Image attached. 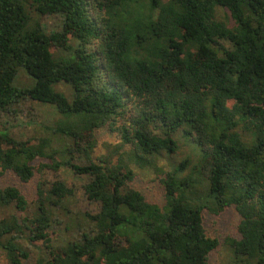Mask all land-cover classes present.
Here are the masks:
<instances>
[{"label":"trees","instance_id":"obj_1","mask_svg":"<svg viewBox=\"0 0 264 264\" xmlns=\"http://www.w3.org/2000/svg\"><path fill=\"white\" fill-rule=\"evenodd\" d=\"M31 9L60 15L62 30L46 31ZM53 47L71 54L55 57ZM21 67L35 80L29 88L14 85ZM60 81L72 99L54 89ZM25 98L56 106L59 146L18 139L0 120V175L27 182L32 162L48 159L53 171L86 176L99 210L78 238L55 244L51 230L74 188L43 180L31 215L18 187L0 188L1 206L25 212L0 220L10 264L35 242L37 264H209L219 240L204 211L230 206L241 217L240 238L227 240L236 260L264 264V0H0V112ZM107 124L128 160H93L95 130ZM180 131L200 157L189 175L180 174L188 159L166 173L160 206L130 186L127 161L156 167L179 149Z\"/></svg>","mask_w":264,"mask_h":264},{"label":"rangeland","instance_id":"obj_2","mask_svg":"<svg viewBox=\"0 0 264 264\" xmlns=\"http://www.w3.org/2000/svg\"><path fill=\"white\" fill-rule=\"evenodd\" d=\"M32 15L37 18L44 29L48 32L62 30V17L58 14L39 15L31 9ZM71 46L77 45V40L70 37ZM52 52L55 57L70 56L71 51L53 47ZM35 84L34 78L25 68H19L14 85L19 88H29ZM56 91L63 92L69 99L74 96V91L69 83L60 81L54 84ZM60 117L59 111L55 105L42 103L39 101L25 98L11 108L8 112H0L1 128L9 131L18 139L28 140L32 143L38 142L42 137H50L55 140V145L59 146L57 136L52 132L55 121ZM179 144L176 152H162L156 157V167H139L137 164L129 162L135 176L129 182L130 186L143 193L146 199L151 203L163 206L166 202V189L163 179L167 172H172L180 166L185 159H188L186 168H183L181 175H189L198 161L200 155L194 151L193 145L189 142L183 131L174 136ZM121 134L112 130L109 124L95 130V149L92 158L95 162L110 159L112 163H117L121 157L128 160V146H122ZM49 160L38 158L32 162L34 166V176L27 182H24L13 171L7 170L0 175V188L15 186L25 195L30 202L31 207L28 214H33L34 202L38 195V186L44 180L52 182L56 179L65 180L68 185L74 188V196L66 202V208L58 210V218L55 227L51 230V237L55 244H62L67 241L78 238L82 231L90 226L87 213L95 214L99 210V205L90 201L84 189V184L88 178L84 175H75L69 168L62 167L57 171L47 168ZM205 192V191H204ZM203 192V193H204ZM67 210V211H66ZM25 212L20 211L14 205H0V220L11 215L24 216ZM241 217L234 206L226 207L219 213H214L208 209L204 211V226L209 236L217 238L219 245L209 254V264H244L237 261L235 255L227 243L228 239L240 238L238 226ZM68 226L66 230L65 227ZM42 243L28 244L30 256L22 264H37L42 249ZM0 264H10L2 249H0Z\"/></svg>","mask_w":264,"mask_h":264}]
</instances>
